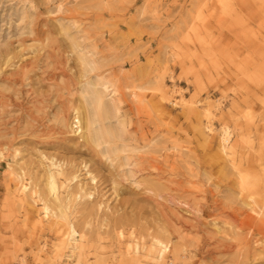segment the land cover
<instances>
[{
    "label": "rangeland",
    "instance_id": "obj_1",
    "mask_svg": "<svg viewBox=\"0 0 264 264\" xmlns=\"http://www.w3.org/2000/svg\"><path fill=\"white\" fill-rule=\"evenodd\" d=\"M99 78L117 86L118 109L92 114L83 138L74 108ZM222 125L238 143L229 157ZM55 170L69 218L56 263L62 237L41 208L56 203ZM20 173L36 194L10 188ZM155 237L171 243L162 260ZM21 258L264 264V0H0V264Z\"/></svg>",
    "mask_w": 264,
    "mask_h": 264
},
{
    "label": "bare ground",
    "instance_id": "obj_2",
    "mask_svg": "<svg viewBox=\"0 0 264 264\" xmlns=\"http://www.w3.org/2000/svg\"><path fill=\"white\" fill-rule=\"evenodd\" d=\"M76 45H78V44H76ZM82 54H80V55H82ZM84 56H86V55H84ZM79 59L81 60V61L79 60L80 62L84 63V61H85L84 57L83 58L80 57ZM87 61H88L87 63H88V65H89L91 70L92 69L94 70V69L97 68V64L98 63L96 62V60L90 59V58L88 60V58H87ZM83 66H84V64H83ZM82 70H83V68H82ZM100 85L102 87L101 90H98V88H96V87L93 88L91 93L88 92L89 93L88 95L91 94V96L88 99L87 98L84 99V100H86L88 108H86V106H85V104L83 102H80L81 104L79 106L77 105V107L74 108L75 110L73 109L74 110V114H73L74 116L72 118L73 121H71V124H73V125L70 126V127L71 128L74 127L73 131H78V133L83 138L88 137V136H86V133H87L86 129H88L89 126H91L90 123H92L93 119H90V117H93L92 114L98 113L100 115H103V114L106 115V114H108L110 109H113L114 111H116L118 109L119 102H118V99L116 98L117 86L113 82L108 80V79H104V80L100 79L99 86ZM179 91H180V89L179 90H177V89H169V90L165 89L164 90L162 88L160 89V93H161L162 98L163 99H167L173 105L187 106L189 108L194 107L195 106L194 105L195 104L194 101L190 100V99L187 100L182 95V93L179 92ZM169 92H172V93L178 92L180 94V98L178 100H176V101H171L169 99L170 95H168ZM106 93L110 94V98H109L110 100H109V102L107 104H105V102H104V95ZM212 107L213 106H212L211 103H205L204 105H202V108H201L202 109V113L204 114V116L206 118V128H207L208 131H212L214 129V127H213V117H214V113L215 112L212 109ZM104 117H103V119H104ZM106 118H107V116H106ZM105 134L107 135L108 132L107 133L105 132ZM87 135H88V133H87ZM89 135H90V133H89ZM109 135H110V132H109ZM101 137H104V136L103 135L101 136L100 133H99V134H97V137H96V134H95V138H101ZM95 138H93V139H95ZM232 138H233V133L231 132L229 127L226 126V125L220 126V129H219V147L221 148V151L228 157L230 156L231 153H233L234 150H236V147L238 146L237 142L231 143L232 142ZM95 142H97V141H95ZM50 162L55 167L60 166V162H57L56 160H53V158H51ZM59 173H60V171H58V170L52 171L51 174L48 177L49 180H48V184H47L49 193L53 195L54 201L56 202L55 205L52 204L49 200H47V199L45 200L44 199L43 202H42V206H41L42 211H43V217L47 218V219H50L51 222L55 226L54 228H55V230L57 232V235H58L57 239L62 237L61 240L56 241L55 244L53 243L52 254L48 255L51 258L52 262H54V263H56L57 261L61 260L63 248L66 247L65 244L67 243V240L69 239L68 238L69 237L68 231L63 229V225H68L69 224V218H68V215H67L66 211L64 210V208L61 205V202L63 201V197H61V194L59 192V188L62 187L63 185H62V182L58 178V174ZM75 177L76 176H74L73 178H75ZM92 179H94V176L92 177ZM8 188H9V186H8ZM10 188H14L16 193H21V192L25 193L26 191H29L27 193L36 194V190L33 189V187H31V185L28 182H25L23 180V177H22L21 173L16 175V182L14 184H12V186ZM77 191L78 192H76V194L78 193L79 196H83V195L86 196L87 195V197H88V196L92 195L91 191L84 190L83 185L81 183L78 184ZM74 195L72 197H74ZM72 199L73 198H71L70 201ZM172 201L175 202V203H182L186 207H190V205L187 202H183V201L181 202L178 199H176V200L174 199ZM246 204H249V202H246ZM252 205L253 204H251L250 207H252ZM191 207L192 208H190V211L189 210H187V211L185 210L186 214L190 215V214H195V213L198 212V210L196 208H193L194 206H191ZM252 210H254V209H252ZM255 212L257 214L259 213V211H255ZM176 216H177V219H180V217L178 215H176ZM153 243H154V245L156 247V249H155V257H156V259L157 260L164 259L165 256H166V253L171 250L170 240L169 239L164 240L162 238L155 237L153 239ZM44 245H45V242L42 244V247H44ZM80 247L82 248V246H80ZM137 248L138 247L136 246V244H134L132 246V250H136L137 251ZM175 254L178 255V251L177 250H175ZM17 264H25L24 259L21 258L20 261Z\"/></svg>",
    "mask_w": 264,
    "mask_h": 264
}]
</instances>
